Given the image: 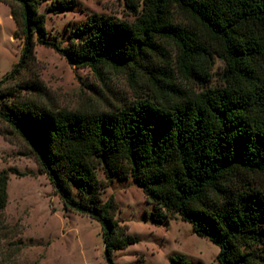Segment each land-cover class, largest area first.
Returning a JSON list of instances; mask_svg holds the SVG:
<instances>
[{
    "label": "trees",
    "instance_id": "trees-1",
    "mask_svg": "<svg viewBox=\"0 0 264 264\" xmlns=\"http://www.w3.org/2000/svg\"><path fill=\"white\" fill-rule=\"evenodd\" d=\"M44 1L0 0L24 36L19 63L0 82V99L3 85L35 62L37 44L97 73L145 69L161 93L182 97L155 61L160 41L175 45L176 68L186 81L207 82L214 55L226 64L223 86L172 103L156 98L81 114L50 110L21 94L0 102V124L25 142L64 211L100 225L107 264L139 239L118 220L115 197L102 198L99 169L107 183L131 177L156 206V223L168 220L165 210L209 238L219 248L218 264H264V193L237 180L241 172L264 175V0H126L134 22L94 14L74 47L48 39ZM75 5L52 0L50 10L60 14ZM10 173H0V217ZM171 261L191 264L182 256Z\"/></svg>",
    "mask_w": 264,
    "mask_h": 264
},
{
    "label": "rangeland",
    "instance_id": "rangeland-1",
    "mask_svg": "<svg viewBox=\"0 0 264 264\" xmlns=\"http://www.w3.org/2000/svg\"><path fill=\"white\" fill-rule=\"evenodd\" d=\"M52 0H45L41 12L47 15L48 39L63 47L79 46L89 17L96 14L114 20L134 22L126 0H72L75 6L66 12H51ZM141 8V7H140ZM179 23L188 24L177 15ZM24 36L17 29L10 8L0 3V82L12 73L20 61ZM155 61L165 69L173 85L181 87L183 97L161 93L145 69L124 68L97 73L71 65L55 49L37 44L35 62L17 81L3 85L5 102L20 95L53 111L81 114L113 112L133 102L172 103L224 85L226 64L213 56L207 82L186 81L176 68L178 52L168 41L159 42ZM26 85L37 88L26 89ZM182 97V98H181ZM10 170L8 203L0 217V264H107L100 225L87 218L65 212L60 198L44 175L25 142L6 124H0V173ZM99 179L106 185L102 198L114 196L120 206L118 220L130 228L139 242L114 252L115 264H174L171 259L184 257L191 264H218L219 248L194 233L192 225L179 216L156 223V206L146 201L143 189L131 178L115 176L107 183L103 169ZM239 186L249 185L264 193V175L241 172Z\"/></svg>",
    "mask_w": 264,
    "mask_h": 264
}]
</instances>
